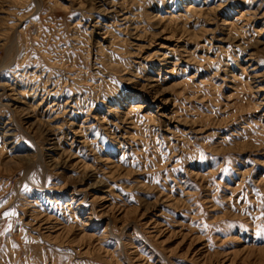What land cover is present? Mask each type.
Returning <instances> with one entry per match:
<instances>
[{"label":"rangeland","instance_id":"obj_1","mask_svg":"<svg viewBox=\"0 0 264 264\" xmlns=\"http://www.w3.org/2000/svg\"><path fill=\"white\" fill-rule=\"evenodd\" d=\"M0 264H264V0H0Z\"/></svg>","mask_w":264,"mask_h":264}]
</instances>
